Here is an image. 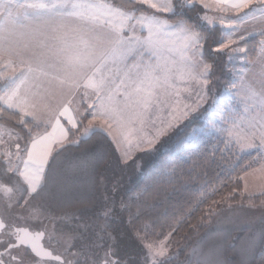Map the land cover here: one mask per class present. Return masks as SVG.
Instances as JSON below:
<instances>
[{
  "label": "snow or ice",
  "instance_id": "obj_1",
  "mask_svg": "<svg viewBox=\"0 0 264 264\" xmlns=\"http://www.w3.org/2000/svg\"><path fill=\"white\" fill-rule=\"evenodd\" d=\"M221 71L230 79L210 98ZM97 135L110 160L93 150L71 171L60 166ZM154 152L166 158L149 188L179 193L209 159L229 178L264 175V0H0V264H173V235L219 215L213 200L190 223L224 184L205 180L177 200L153 238L134 223L147 189L121 195L118 170ZM73 177L87 195L70 207ZM209 239L183 249L181 264H264V229L238 259L235 245Z\"/></svg>",
  "mask_w": 264,
  "mask_h": 264
},
{
  "label": "trees",
  "instance_id": "obj_2",
  "mask_svg": "<svg viewBox=\"0 0 264 264\" xmlns=\"http://www.w3.org/2000/svg\"><path fill=\"white\" fill-rule=\"evenodd\" d=\"M256 57L255 53L250 52L249 58L253 61ZM221 76L220 85L223 87L224 84L228 83L230 77L225 75V72H218ZM160 146L157 145V148ZM93 150L96 152L109 151L108 141L105 137L101 135L93 136L90 139L84 138L81 139V142L78 146L70 147L66 152H64L59 157L60 166L63 169L71 171L73 166L76 165L80 159L84 158L87 154L91 153ZM140 157V167H132L118 170V175L122 181V192L121 195H135L141 192L142 189H147L146 194L143 195V201L147 202V207L145 215L141 217L140 220L134 221L137 227L147 224L150 231L157 233L156 237L153 238H163L168 231L166 228V220L163 215L166 209L171 210V206L174 205L177 200L183 199L189 196L199 195L197 189L198 187L207 180L212 186H217L220 183L224 184V187L219 188L216 194L212 195L208 202L202 205L203 212L197 213L196 217H193L190 221L191 224H196L197 219L200 215H203L208 211L209 206L212 201H220L216 206L219 215L213 216L209 221H206L204 226L199 227L198 233H193L190 228L185 227L179 234H174L172 240L174 243L178 244L173 250L174 252H180L178 260L174 261L173 264L177 262L184 261L187 258L188 252L183 251V249L188 248L191 250V246L200 240L208 236L209 242L211 240H221L225 241L226 245L231 246L235 245V250H229V258L238 259L236 252L242 247L244 242H247L250 237L256 234L257 231L264 229V222L258 224L254 227H233L232 230L227 231L225 234L224 231L218 233H212L213 227L216 221L223 216H226L230 213H235L239 211H259L264 209L261 207L262 202H264V196H256L252 203L256 205L254 208L248 207L249 200L244 196V172L240 171L234 173L231 178L227 176L226 173L222 172L221 168L217 164L213 163L210 159L206 162L205 172L206 176H194L189 178L185 176L183 179L185 183L183 185H177L179 188V193L175 192L173 188L169 185L156 184L152 187H148L152 184L151 176L154 169L159 168L161 162L166 157L163 156L160 152L154 153H142L138 155ZM111 159V153L109 151V160ZM107 163V162H106ZM106 164H102L98 171L103 172ZM258 167V166H257ZM252 170H249V173ZM243 177V179H240ZM235 190V195H233L228 200V204H231V209H229L228 204H225L222 200V197H228L229 193H232ZM69 199L68 204L70 207L75 206L78 199L82 196L87 195L83 190L81 182L73 177L72 181L68 185ZM243 193V198L241 197ZM135 211V207L133 208ZM128 219V213H124L123 222L120 227L122 229L126 228V222ZM158 221V223H153ZM185 236L191 237V239H184Z\"/></svg>",
  "mask_w": 264,
  "mask_h": 264
},
{
  "label": "rangeland",
  "instance_id": "obj_3",
  "mask_svg": "<svg viewBox=\"0 0 264 264\" xmlns=\"http://www.w3.org/2000/svg\"><path fill=\"white\" fill-rule=\"evenodd\" d=\"M256 60V57L254 58L253 61ZM225 75L228 76L227 73H225ZM217 76H219V74H217ZM220 77V81H221V76ZM215 84V89L212 93H210V98L218 95L221 91H222V86L219 83H216L214 81ZM209 102H211V99L209 100ZM207 106V105H205ZM238 109H239V105H237ZM142 153H138L137 155H140ZM245 182L248 185V193H255L256 196H259V192L261 190L262 187H264V175H261L257 172H250L248 175L244 176V187H245ZM248 193H244V196H248ZM264 222V209L259 210V211H239V212H233L230 214H227L226 216L220 217L215 225H214V229L212 231V233H218L221 231H224L225 234L227 233V231L232 230L233 227L235 228H246V227H254L257 226L260 223ZM257 233H259V231H257ZM256 233V234H257ZM255 235V233H254ZM173 241V240H172ZM246 242L243 243V245ZM178 244L172 243V251L175 250L176 246ZM242 245V246H243ZM176 264H180V262H177Z\"/></svg>",
  "mask_w": 264,
  "mask_h": 264
}]
</instances>
